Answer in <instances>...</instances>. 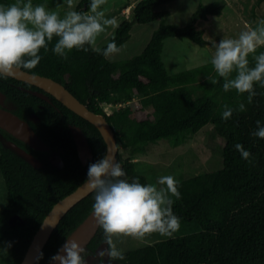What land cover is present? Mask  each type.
<instances>
[{"label": "trees", "instance_id": "obj_1", "mask_svg": "<svg viewBox=\"0 0 264 264\" xmlns=\"http://www.w3.org/2000/svg\"><path fill=\"white\" fill-rule=\"evenodd\" d=\"M174 0H140L130 8L129 16L115 28L109 41L93 51L73 50L67 59L52 51L55 38L42 49L38 66L32 73L51 77L63 84L93 111L106 116L112 124L119 145V161L129 182L138 180L149 184L148 177L137 169V162L126 151H146L144 146L163 139L180 145L205 131L206 144L220 152L215 168L196 172L191 168L185 177L175 178L180 198L174 200L173 212L180 222L199 226L197 232L163 238L154 243L124 252L125 259L115 264H264V139L255 137L257 121L264 126V87L254 85L256 95L251 104L247 93L225 92L223 78L215 85L208 81L215 76L211 63L171 74L163 62L165 40L170 37L188 38L202 46L208 41L196 29L199 20L220 15L223 6L217 2L200 3L185 27L163 24L154 31L144 51L133 58L113 62L105 59L103 50L110 42L122 46L131 37V21L146 24L167 13L161 5ZM15 0H0L10 5ZM34 5L47 8L65 4L64 0H32ZM91 0H80L77 11H88ZM264 0H257L253 9ZM256 16V15H255ZM264 52L257 49L255 55ZM250 67L255 61L249 56ZM29 71V70H27ZM235 76V73L232 74ZM196 84V85H195ZM205 85L200 87V85ZM193 85H195L193 87ZM35 86L13 77H0V90L20 107L21 111L36 112L55 145L59 137L65 152L64 167L56 168L48 160L46 167L34 168L0 143V173L4 180L7 203L0 213V240L10 247L12 259L20 264L44 217L55 203L76 190L87 180L89 165L100 160L107 145L98 128L88 120L62 105L61 116L49 112L50 105L38 96L20 89ZM203 88V90H202ZM199 91H202L199 93ZM104 102L127 103L106 113ZM245 104L244 112L233 111L224 121L222 112L228 105L237 109ZM39 104L47 106L46 109ZM62 120V123L57 121ZM69 123L84 129L93 148L94 157L86 166L77 154ZM242 144L251 153L244 160L235 145ZM177 175H175L176 177ZM94 193L74 206L61 220L45 245L36 264H49L68 235L90 214ZM19 215L23 223L11 225L10 217ZM103 229L90 242L95 247L105 239Z\"/></svg>", "mask_w": 264, "mask_h": 264}, {"label": "clouds", "instance_id": "obj_2", "mask_svg": "<svg viewBox=\"0 0 264 264\" xmlns=\"http://www.w3.org/2000/svg\"><path fill=\"white\" fill-rule=\"evenodd\" d=\"M64 3L69 10L63 16L59 12V3L57 10H49L45 4L34 5L32 0H15L10 5H0V77L35 69L41 60L40 51H47L54 38L52 51L64 59L73 50L89 51L86 46L98 51V36L108 28L119 26L116 17L105 16L103 6L107 0H91L86 12L72 10L75 8L74 0H64ZM245 29L238 38H224L216 44L211 59L216 75L207 79L215 85L218 83L216 77L223 78L225 92L234 89L241 96L247 93V102L251 104L256 95L254 85L264 87V52L255 55L258 48L264 47V19L259 20L255 27L246 23ZM120 51L115 42H110L102 55L108 59ZM250 55L255 61L252 67L249 64ZM234 110L244 112L245 104L239 103L237 109L225 105L222 119L229 120ZM256 124L257 129L252 135L264 139V126L260 121ZM235 148L244 160H249L251 153L242 144L237 143ZM125 175L120 163L116 162L115 154L106 151L100 160L89 165L85 182L94 193L93 215L97 225L103 229L107 244L101 255L108 257L110 262L125 259L114 238L130 237L143 241L155 233L170 237L180 228L179 217L173 212L172 199H179L180 192L172 175L160 176L156 184H142L138 180L129 182L122 179ZM9 221L13 226L24 222L19 215L10 217ZM82 251L78 242L68 239L61 250L63 254L53 256L52 260L58 264H84Z\"/></svg>", "mask_w": 264, "mask_h": 264}, {"label": "rangeland", "instance_id": "obj_3", "mask_svg": "<svg viewBox=\"0 0 264 264\" xmlns=\"http://www.w3.org/2000/svg\"><path fill=\"white\" fill-rule=\"evenodd\" d=\"M140 0H107L103 6L106 18L116 17L118 25L129 16L130 8ZM257 0H174L161 5L158 9L167 13L162 18L142 24L130 19L131 37L120 46L121 51L109 60L118 62L127 60L141 54L152 38L155 30L163 24L185 27L191 21L194 12L200 3L209 4L217 2L223 6L220 15L211 14L207 20H199L196 29L203 32V37L208 41L202 46L188 38L180 39L170 37L165 40L163 50V62L171 74L184 70L200 67L211 63L215 53V46L224 38H238L239 34L246 30L245 24L255 27L259 20L264 19V2L253 9ZM80 0H74L77 11ZM57 10V6L48 8ZM69 9L66 4L61 5L59 12L61 16ZM256 15V16H255ZM115 28H108L97 38L96 48L104 46L114 34ZM196 85V84H195ZM193 85V87L195 86ZM205 85H200V87ZM195 88V87H194ZM203 90V88H202ZM202 91H199L201 93ZM127 103H125V106ZM205 131L199 132L180 145H172V140L163 139L157 143H149L144 146V151L125 153L132 155V161L137 162V169L143 172L151 184H156L160 176L172 175L174 178L185 177L193 168L196 172L215 168L219 163L220 152L213 150L206 144ZM175 175H177L175 177ZM122 179H125L122 177ZM128 180V179H127ZM159 187V185H158ZM4 180L0 173V213L7 203V193ZM175 200V197L172 198ZM198 225L181 221L180 228L172 236L185 235L199 231ZM171 237V236H170ZM167 236L158 233L152 234L143 241L134 240L130 237L114 238L117 247L124 253L149 243H154ZM0 264H15L11 250L6 241L0 240Z\"/></svg>", "mask_w": 264, "mask_h": 264}, {"label": "water", "instance_id": "obj_4", "mask_svg": "<svg viewBox=\"0 0 264 264\" xmlns=\"http://www.w3.org/2000/svg\"><path fill=\"white\" fill-rule=\"evenodd\" d=\"M10 77L41 88L42 91L51 94L76 114L95 125L102 134L107 145L106 151L109 152V154L114 153L116 162H119V145L116 132L105 115L99 114L90 109L86 103H83L72 94L65 84L51 77L32 73L27 70H21L14 76ZM20 89L28 91L38 97L46 98L43 94L39 92H31L24 86H20ZM14 108H18V104L5 92L0 90V142L2 146L10 149L18 157L33 167H42V162L35 154L27 149L28 147L38 153L45 154L54 166L63 168L64 159L60 152L54 151L51 144L31 126L28 120L14 113ZM70 129L77 147L79 159L83 165L86 166L94 157L92 146L82 127L71 124ZM85 182H83L72 193L60 199L53 206L35 233L20 264H35L63 217L74 206L93 193L87 188ZM99 228L100 227L95 221L92 210L90 214L68 235L55 252L54 256L57 254H63L61 250L68 239L78 242L84 251L97 234ZM103 248L104 250L107 249L106 242L104 243ZM101 249L102 248L98 249V252H100L99 250ZM91 260V258H86L83 261L84 264H91ZM117 262L118 260L110 262L108 257L104 256L103 261L99 264H115ZM49 264H58V262L51 260Z\"/></svg>", "mask_w": 264, "mask_h": 264}, {"label": "flooded vegetation", "instance_id": "obj_5", "mask_svg": "<svg viewBox=\"0 0 264 264\" xmlns=\"http://www.w3.org/2000/svg\"><path fill=\"white\" fill-rule=\"evenodd\" d=\"M35 87L36 88H27V90H29L31 92H39V93L43 94L46 98H41V97H39V98L43 99L44 101H46L50 105L51 108L49 109V111H50L49 113L51 115H53V116H57V117L61 116V114H62V105H60L58 103L56 104V103L53 102V98H55V97L52 96L51 94L45 92V91H42L41 88H39L37 86H35ZM39 107L42 108V109H46L47 110V106L44 105V104H39ZM13 112L16 113L17 115L25 118L26 120H28L30 122L31 126L40 135H42L45 138V140H47L51 144L53 150L57 151V152H60L61 156H63V154L65 152V147L63 146L62 143L59 145V137L56 138L55 145H54V143L51 140L48 139V137L45 135V134L48 135V133H49L48 130H47L48 127L46 128L44 126V120L36 112L21 111L19 105H18V108H14ZM62 122H63L62 120L57 121L58 124L62 123ZM70 125H71V123H69V127H70ZM87 138H88V136H87ZM88 140H89V138H88ZM75 146H76V144H75ZM27 149L30 152H32L33 154H35L41 160L42 166L46 167L45 160H48V158H47V156L45 154L38 153V152L34 151L33 149H31L29 147ZM76 150H77V147H76ZM77 154H78V151H77ZM118 159H119V157H118ZM119 163H120V161H119ZM121 166H122V164H121ZM101 233H104V232H101ZM104 242H105L104 239H102V240L99 241V243L95 247L87 248L81 254L83 260L86 259V258H91L92 259L91 260V264H99L100 262H102L103 259H104V256H102L101 253L105 251L104 248H103ZM100 248H102V249L99 250L100 252H98V249H100Z\"/></svg>", "mask_w": 264, "mask_h": 264}, {"label": "built area", "instance_id": "obj_6", "mask_svg": "<svg viewBox=\"0 0 264 264\" xmlns=\"http://www.w3.org/2000/svg\"><path fill=\"white\" fill-rule=\"evenodd\" d=\"M103 105H104V109H105L106 112H110L111 109H112L114 106L117 107V108H120L121 106H125L124 103L113 104V103H111V102L104 103Z\"/></svg>", "mask_w": 264, "mask_h": 264}]
</instances>
